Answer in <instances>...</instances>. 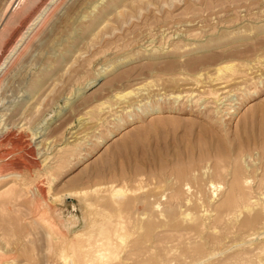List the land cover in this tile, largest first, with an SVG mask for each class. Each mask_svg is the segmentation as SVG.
<instances>
[{"label":"rangeland","instance_id":"374dc122","mask_svg":"<svg viewBox=\"0 0 264 264\" xmlns=\"http://www.w3.org/2000/svg\"><path fill=\"white\" fill-rule=\"evenodd\" d=\"M69 263L264 264V0H0V264Z\"/></svg>","mask_w":264,"mask_h":264},{"label":"bare ground","instance_id":"6f19581e","mask_svg":"<svg viewBox=\"0 0 264 264\" xmlns=\"http://www.w3.org/2000/svg\"><path fill=\"white\" fill-rule=\"evenodd\" d=\"M120 191L118 190V191H114V194H118ZM69 230V229H68ZM82 234V233H81ZM79 235H80V233H79ZM99 248V250L98 251H96L95 252V254H97V255H95L96 257H98L99 258V260L100 259H104V258H106L108 255H110V254H112V256H115V257H117V255H116V253H112L111 252V246L110 245H106V246H99L98 247ZM95 251V250H94ZM64 252V251H63ZM70 252V251H69ZM95 259H97V258H95ZM94 259V260H95ZM62 260H64L65 262L66 261H70V260H73V259H69V256H68V254L66 255L65 253H62ZM105 260V259H104ZM74 261V260H73ZM73 261H71L72 263H73ZM70 264V263H69Z\"/></svg>","mask_w":264,"mask_h":264}]
</instances>
